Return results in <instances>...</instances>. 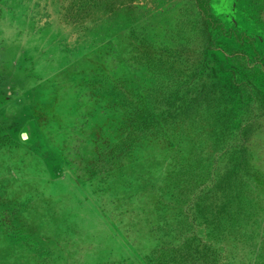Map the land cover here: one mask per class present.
Wrapping results in <instances>:
<instances>
[{"label": "rangeland", "instance_id": "obj_1", "mask_svg": "<svg viewBox=\"0 0 264 264\" xmlns=\"http://www.w3.org/2000/svg\"><path fill=\"white\" fill-rule=\"evenodd\" d=\"M0 264H264V0H0Z\"/></svg>", "mask_w": 264, "mask_h": 264}, {"label": "trees", "instance_id": "obj_2", "mask_svg": "<svg viewBox=\"0 0 264 264\" xmlns=\"http://www.w3.org/2000/svg\"><path fill=\"white\" fill-rule=\"evenodd\" d=\"M199 1L202 2V3H203V2L206 3V0H199ZM211 18H213V16H211ZM211 23H212L213 26L221 27L219 24L215 23V22L213 21V19H212Z\"/></svg>", "mask_w": 264, "mask_h": 264}]
</instances>
